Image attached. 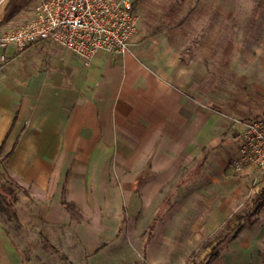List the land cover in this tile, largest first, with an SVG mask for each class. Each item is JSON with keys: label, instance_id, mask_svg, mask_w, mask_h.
<instances>
[{"label": "crops", "instance_id": "0c3cea01", "mask_svg": "<svg viewBox=\"0 0 264 264\" xmlns=\"http://www.w3.org/2000/svg\"><path fill=\"white\" fill-rule=\"evenodd\" d=\"M48 46L62 54L60 64L63 61L68 71L76 72L74 81L62 83L55 74L46 79L44 74L51 67L64 70L52 63L54 58L51 67L41 62L38 66V54ZM180 59L172 53L164 60L169 71L148 75L142 86L146 115L140 125L145 135L136 139L124 131L133 129L137 120L131 98L134 76H126L129 70L125 69L130 68V60L115 67L120 69L115 72L120 73L117 79L107 71L111 60L102 52L82 69L80 59L52 44L38 42L20 52L13 47L7 50L6 63L0 68L1 178L42 201L41 219L50 228H67L64 246L72 264H164L153 256L154 231L164 207L163 224L171 225L169 219L175 218L183 226L181 231L192 235L219 231L249 203L241 192L245 178L234 176L231 163L230 176L220 172L217 179L210 176L214 167L223 171L227 157L231 162L236 158L239 145L235 140H240L243 127L229 146H221L219 138L226 134L227 124L217 113L203 110L200 103L204 68ZM106 88L114 98L109 116H103L108 103H97L95 108L90 97ZM142 169L146 177L141 184L147 186V193L137 196L128 188L127 195L132 196L126 200L143 205L126 213L104 208L101 200L107 194L101 197L91 185L132 186L137 170ZM253 169L246 166L242 172ZM179 170L180 188L170 192L168 186ZM63 201L75 205L79 221L64 210ZM156 219L152 238L142 244ZM254 226L245 225L208 264H260L264 222ZM0 264H23L1 229Z\"/></svg>", "mask_w": 264, "mask_h": 264}, {"label": "rangeland", "instance_id": "374dc122", "mask_svg": "<svg viewBox=\"0 0 264 264\" xmlns=\"http://www.w3.org/2000/svg\"><path fill=\"white\" fill-rule=\"evenodd\" d=\"M43 1L0 0V20L3 27L14 28L30 20ZM130 1L133 3L132 10L137 18V28L128 52L123 57L107 54L112 64V68L107 70L111 71V76L118 79L120 73L116 75L115 72L120 69L115 70V67L118 64L124 66L122 63L126 59L130 60V68H125L129 70L126 76L129 74L134 76L132 80L135 84L131 98L138 122H134L133 129L127 127L124 131L136 139L145 135V128L141 129L140 126L143 121L142 116L146 115L145 91L142 86L149 79L148 75L166 71L164 60L166 56L169 59L172 53L174 58L179 56L181 62L202 64L205 71L200 92L202 109L217 113L227 124L226 134L219 138L221 146H229L234 137L239 136L240 127H243L247 121L264 117V0ZM51 47L48 46L44 52L40 51L38 66L41 62L49 63L51 67L52 61L53 64L62 66L64 70L51 67L44 74L46 79H50L55 74L60 76L62 83L74 81L76 72L68 71L63 61L60 64L58 61L62 59V54ZM81 67L85 68L84 65ZM109 90L106 88L102 94L96 92L90 95L95 108L97 103L101 105L108 103V110L103 111V116H109L111 102L114 99L113 94L108 93ZM82 103L83 99L79 104L82 105ZM106 141L109 143L110 138ZM235 143L238 146L241 141L237 139ZM230 163L232 162L227 157L224 160L223 171L214 167L210 176L217 179L220 176L219 172L224 177L230 176ZM137 172L139 173L137 181L132 186L113 183L91 185L92 190L97 194L100 193L101 197L103 193L107 194L106 200H101L105 207L104 204L99 207L110 211L122 209L126 213L128 209L142 206V201L135 205L129 200L132 195H127L128 188L137 196L147 193V186L141 184V180L146 177V169L137 170ZM181 175L179 170L174 178L175 181L168 186L170 192L179 190L177 180ZM234 176L240 179L242 176L245 178L241 184L244 188L241 192L246 198L249 197L248 209L251 212L246 225H255V228L264 222V197L255 203L253 201L256 198V184L262 180L264 173L253 169L249 173L235 172ZM125 177L124 175L123 180ZM3 180L0 175V184ZM160 191L162 192V189ZM13 192L12 196L15 200L14 202L9 200L12 205L8 209V214H0V229L23 264H63L59 254H64L69 260L64 246V239L68 235L67 228H50V225L41 219V200H33L21 189L13 190ZM128 196L129 199L126 200ZM95 201L102 203L99 200ZM164 210L165 207L158 216V219L161 218L159 224L157 225L158 221L155 223L157 227L154 231V258L164 264H208L203 252L204 245L218 235L228 234L224 228L226 223L215 233L200 232L191 235L181 231L183 226L179 225L175 218L169 219L172 222L171 225H164ZM230 224L233 225V223ZM253 232L250 231V234ZM146 235L145 232L142 244L145 243ZM188 235H191L189 240L186 239ZM222 246L224 245L220 246L219 252ZM259 258L260 264H264V241L260 245Z\"/></svg>", "mask_w": 264, "mask_h": 264}, {"label": "built area", "instance_id": "2783aa9c", "mask_svg": "<svg viewBox=\"0 0 264 264\" xmlns=\"http://www.w3.org/2000/svg\"><path fill=\"white\" fill-rule=\"evenodd\" d=\"M132 8L130 0H44L20 26L4 28L0 20V68L10 47L20 52L38 42L72 54L85 67L99 52L123 57L137 28ZM240 141L233 170L252 166L264 173V117L247 121Z\"/></svg>", "mask_w": 264, "mask_h": 264}, {"label": "trees", "instance_id": "16d2710c", "mask_svg": "<svg viewBox=\"0 0 264 264\" xmlns=\"http://www.w3.org/2000/svg\"><path fill=\"white\" fill-rule=\"evenodd\" d=\"M131 4L133 7L132 2ZM9 155L10 154L5 155L3 159L8 157ZM0 175L1 177H3L1 172H0ZM256 185H257V188L255 190L256 198H254L253 200L254 203L255 201L257 202L261 200L262 197H264V177ZM0 188H1L0 189V214L7 215L8 209L12 205L11 201L13 200L12 202H14L15 200V197L12 196L14 195V192H15V191L13 192V190H19L20 188L14 183L8 182L7 180L2 181V183L0 184ZM61 205L73 220L79 221L81 219V215L78 213V210L73 203L63 201L61 202ZM245 206L243 207V210H241V212L238 211L234 213L231 216V218L226 222V226L224 228L227 230L228 234L218 235L211 242L204 245L203 252H205L204 254L205 261L209 263L211 259L218 257L220 253L219 252L220 246L222 244L225 245V243L235 239L237 235L239 234V232L241 231V229L249 221L248 219L251 215V212L249 211L250 209H248V204H246ZM155 221H157V219ZM155 221L148 228L146 241H149L152 238V232L154 230ZM230 223H233V225H231ZM59 258L63 262V264H72L66 258L64 254H59Z\"/></svg>", "mask_w": 264, "mask_h": 264}]
</instances>
